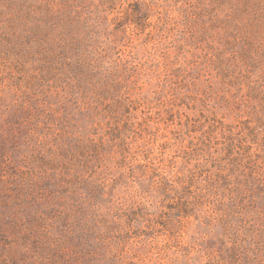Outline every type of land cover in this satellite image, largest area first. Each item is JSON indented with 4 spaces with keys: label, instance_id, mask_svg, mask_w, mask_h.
Listing matches in <instances>:
<instances>
[{
    "label": "rangeland",
    "instance_id": "rangeland-1",
    "mask_svg": "<svg viewBox=\"0 0 264 264\" xmlns=\"http://www.w3.org/2000/svg\"><path fill=\"white\" fill-rule=\"evenodd\" d=\"M0 264H264V0H0Z\"/></svg>",
    "mask_w": 264,
    "mask_h": 264
}]
</instances>
